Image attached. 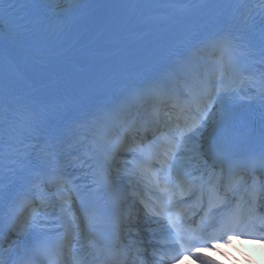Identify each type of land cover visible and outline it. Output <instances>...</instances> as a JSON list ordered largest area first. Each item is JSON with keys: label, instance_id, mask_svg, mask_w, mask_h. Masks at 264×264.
<instances>
[{"label": "snow or ice", "instance_id": "1", "mask_svg": "<svg viewBox=\"0 0 264 264\" xmlns=\"http://www.w3.org/2000/svg\"><path fill=\"white\" fill-rule=\"evenodd\" d=\"M234 236L264 239V0H0V264Z\"/></svg>", "mask_w": 264, "mask_h": 264}, {"label": "clouds", "instance_id": "2", "mask_svg": "<svg viewBox=\"0 0 264 264\" xmlns=\"http://www.w3.org/2000/svg\"><path fill=\"white\" fill-rule=\"evenodd\" d=\"M247 242H252V240L251 239H236V241L233 242V238H231L230 242L227 243L231 247L229 249H227V251H231L232 249H240V250H242V252H247L246 249H248L251 245ZM259 243L264 245V239H259ZM207 256L212 258L211 255H207ZM213 260L216 261V264H222V262L218 259H213ZM189 264H202V262L200 260H195V262H189ZM233 264H235V262H233ZM248 264H253V262L251 260H249Z\"/></svg>", "mask_w": 264, "mask_h": 264}, {"label": "bare ground", "instance_id": "3", "mask_svg": "<svg viewBox=\"0 0 264 264\" xmlns=\"http://www.w3.org/2000/svg\"><path fill=\"white\" fill-rule=\"evenodd\" d=\"M250 252V259H233L235 264H248V261L251 260L253 264H264V248L263 247H253L246 249Z\"/></svg>", "mask_w": 264, "mask_h": 264}]
</instances>
